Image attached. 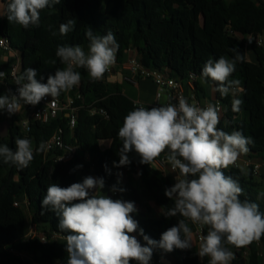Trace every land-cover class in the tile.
Here are the masks:
<instances>
[{"label": "trees", "instance_id": "trees-1", "mask_svg": "<svg viewBox=\"0 0 264 264\" xmlns=\"http://www.w3.org/2000/svg\"><path fill=\"white\" fill-rule=\"evenodd\" d=\"M6 3L7 0H0V14ZM40 17L39 26L25 29L0 16V36L8 38L11 49L20 53L21 73L32 67L38 71L37 79L43 76L44 82L48 74L65 67L55 55L58 46H88L85 36L88 27L99 35L108 31L115 35L119 44L118 60H122L125 49L134 48L146 67L163 69L184 82L191 80L196 90L200 88L206 61L220 56L231 58L234 55L231 49L236 48L246 61L237 64L230 79L240 80L242 91L236 92V98L243 103L239 112H233L232 94L222 97L215 91L216 100L223 104L218 127L228 133L236 130L251 137L253 143L248 146L249 152L264 157V49L248 48L236 35L264 34V0H61L60 4L43 10ZM69 19L76 20L75 28L61 35L59 25ZM53 60L55 64L51 63ZM2 64L5 63L0 53V66ZM77 71L82 76L79 86L59 96L61 99L67 95L75 97V106L79 108L72 136L66 113L47 124L32 123L27 133L14 127L10 119L0 116V121L9 122L7 137L0 138V145L7 144L15 150V139L20 137L29 138L34 146V159L25 169L4 164L0 159V264H27L23 252L33 255L38 263L52 264L59 260L66 264L67 233L59 230L58 217L53 212L43 210L41 214V202L47 187L53 183L68 187L82 182L84 177L78 173L77 166L84 162L97 178H104L109 188L117 183V173H122L118 187L125 191L113 193L112 198L135 203L137 211L132 216L150 238L159 240L161 234L181 218L164 214L153 216V206L163 212L173 206V201L164 194L166 188L173 186V180L155 169L154 162L141 164L140 158L132 152L128 154L130 165L114 167L113 162H119L122 147L118 130L124 116L136 107L134 100L124 94L119 84L104 79L92 82L85 69ZM206 83L216 88L211 80ZM5 88L0 84V94L5 93ZM92 109H103L105 114H92ZM58 127L66 129V141L78 146L74 159L63 165L35 151ZM224 172L239 181L243 189L240 199L258 204L264 213V195H261L264 184L251 172L242 173L240 168L230 166ZM17 199H25L27 206H16ZM29 221L40 230L60 234L63 240L41 243L37 238L27 239ZM189 224L194 231V225ZM262 247L264 237L247 247H232L236 252L231 264H264ZM197 250L198 247L193 246L189 250L175 249L169 254L178 264H208L209 258L201 259Z\"/></svg>", "mask_w": 264, "mask_h": 264}, {"label": "clouds", "instance_id": "clouds-1", "mask_svg": "<svg viewBox=\"0 0 264 264\" xmlns=\"http://www.w3.org/2000/svg\"><path fill=\"white\" fill-rule=\"evenodd\" d=\"M60 3L61 0H7L0 16L27 29L39 26L41 12ZM75 24V19L61 23L59 33L67 35ZM85 36L89 42L87 50L80 45L57 47L55 55L65 67L48 74L46 82L43 76L37 79L38 71L32 67L19 75L13 73L17 87L15 92L8 89L0 94V111L11 116L25 105L35 106L46 97L55 100L61 93L70 92L81 83L82 76L77 71L80 68L87 71L92 82L104 79L116 63L119 50L116 37L111 31L99 35L91 27L86 29ZM231 51L234 53L231 58H209L200 79L214 82L215 91L222 97L231 93L232 111L239 112L243 101L236 98V92L242 91L241 82L230 77L246 57L236 48ZM6 75L0 71V82ZM219 123L220 109L211 103L200 107L184 97L177 103L151 107L137 102L118 130L122 147L114 167L130 165L128 154L132 152L140 158L139 163L146 165L163 155L172 172L177 173L176 182L164 193L173 206L163 214L181 218L159 240L152 239L133 218L137 211L133 201L113 199L103 193L104 178L89 175L68 187L53 183L42 199L41 214L43 210L53 212L58 217L59 230L67 233L66 264H150L155 249L170 253L193 248L194 233L189 222L198 231L207 227V234L199 236L197 255L201 259L208 257V264H231L234 253L229 246L241 248L259 242L264 237V213L258 204L240 199L243 189L239 181L224 172L248 153L253 140L241 131L225 132L218 127ZM48 148L46 142H41L35 151L44 153ZM0 159L18 169L27 168L34 159L32 141L17 137L15 150L7 144L0 145ZM121 176L122 173H117L118 180L111 186V192L125 191L118 187ZM137 230L144 244L133 235Z\"/></svg>", "mask_w": 264, "mask_h": 264}, {"label": "built area", "instance_id": "built-area-1", "mask_svg": "<svg viewBox=\"0 0 264 264\" xmlns=\"http://www.w3.org/2000/svg\"><path fill=\"white\" fill-rule=\"evenodd\" d=\"M236 35L245 41V44L248 48L252 46H257L264 49V34H257V35L249 34L244 36L239 34ZM0 49L5 53V55L11 53L16 58V62L10 63L2 56V60L5 61L3 63H5L6 65L2 64L0 66V71H4L7 74L6 78L2 82H0V84L5 85L6 87L5 92H7L8 89H11L13 92H15L17 86L14 84V78L12 74L13 73L17 75L21 74V55L19 52L11 49L10 41L8 38L1 36H0ZM115 69H119L120 71L123 72H129L131 75L127 77V80L131 81L134 84H137L138 81L141 79L151 80L157 87L158 98L162 96L165 90H169V98L167 103H177L180 97H184L188 99L189 103H195L197 106L200 107H206L208 103L216 105L220 109V115L223 114V104L219 100L215 99L205 104H201L199 101L193 100L194 97L186 96L184 92V86L186 84L192 85L191 80L184 82L170 76L168 72L163 69L146 67L138 55L131 56L125 61H120L116 57V63L109 71V73H111L112 70ZM75 101H76L75 97L71 95H67L64 99L58 97L55 100H53L51 97H46L38 105L35 106L25 105L23 110L11 116H9L6 111H0V116L10 119V121L14 123V127H19L20 131L27 133L31 130L32 123L39 122L42 124H47L52 120L60 117L63 113H66V116L68 117V129L70 130V135L72 136L73 134L72 130L76 125L78 111H79L78 106H75ZM137 102L139 101H134L135 106H137ZM139 104L142 103L139 102ZM91 113L105 114V111L103 109H92ZM65 134H66V129L64 127H58L53 132V134L45 141L49 145L48 150L44 152L45 159L47 158L52 159L55 163L60 165L66 164L74 159L78 151V146L66 141ZM154 167L164 175H168L170 172H172L171 166L167 163L163 155L154 161ZM233 167L244 169L246 172H251L254 176H258L260 173V161L257 160L247 159L243 162V164H241L238 159V161L236 162L235 165H233ZM15 205L27 206V203L25 199H17L15 201ZM194 227L195 229L193 233L196 237V242L198 246L199 236L201 234L205 235L204 229L198 231L195 225ZM26 238L27 239L37 238L41 243L59 242L63 240L62 239L63 237L60 234L56 232L40 230L38 226L31 221H29L27 226ZM139 240L141 241L142 244H144V242L141 239ZM230 250L235 255L236 249L230 247ZM245 255H248V251L245 252ZM38 264H42V263H38ZM52 264H63V263L59 260H56ZM150 264H164V263L161 258L152 256V260Z\"/></svg>", "mask_w": 264, "mask_h": 264}, {"label": "crops", "instance_id": "crops-1", "mask_svg": "<svg viewBox=\"0 0 264 264\" xmlns=\"http://www.w3.org/2000/svg\"><path fill=\"white\" fill-rule=\"evenodd\" d=\"M84 49L87 50V47H84ZM137 55L138 53L134 48H127L124 51V55L121 61H125L129 57L137 56ZM4 59H7V58H4ZM250 59L254 61L253 55H250ZM2 62H5V61L2 60ZM130 75L131 74L129 72H123V71H120L119 69H115V70H112L111 73L107 74L104 80L110 83L119 84L124 94H126L128 97H130L134 101H139L146 107L158 106V105L167 103L168 98H169V90H165L162 96L158 98L157 97V87L151 80L141 79L138 81L137 84H134L131 81L127 80V77H129ZM199 86L200 88L196 90L193 83L192 85L186 84L184 86V92L186 96L194 97L193 100L199 101L201 104H205L207 102H210L216 99L215 89L213 85L208 84L206 82H200ZM221 116L222 115H220V117ZM247 159L260 161V173L258 176H256L257 177L256 179H258L259 182H262L264 184V157L258 154L257 155L251 154L249 151L247 154H242L239 157V161L241 164H243V162ZM176 174L177 173H174V172H170L168 174L173 180V185L176 182L175 181ZM162 215H163V211L160 217ZM133 235H136L137 238L143 241V238L139 235L138 231L136 233H133ZM193 246L198 247L195 235H194V245ZM23 253H26V252H23ZM23 253H22V256H23ZM27 254L29 255L28 259L24 258L27 264H38V262H36V260L34 259L33 255L29 253ZM153 256L161 258L164 264H178V262L175 260V258L171 254L166 253L164 251H154Z\"/></svg>", "mask_w": 264, "mask_h": 264}, {"label": "rangeland", "instance_id": "rangeland-1", "mask_svg": "<svg viewBox=\"0 0 264 264\" xmlns=\"http://www.w3.org/2000/svg\"><path fill=\"white\" fill-rule=\"evenodd\" d=\"M0 53L4 58H7L6 60L9 61L10 63H14L16 62V58L15 56H13V54H8L5 55V53L0 49ZM86 161V160H84ZM82 167L77 168L78 173L82 174L83 177L86 176H93V171L91 168L87 167L86 163L84 162L83 164H81ZM153 216L154 217H160L161 213H162V209L157 207V206H153ZM263 251V249L261 248V252ZM24 258L28 259V254L27 253H23Z\"/></svg>", "mask_w": 264, "mask_h": 264}, {"label": "water", "instance_id": "water-1", "mask_svg": "<svg viewBox=\"0 0 264 264\" xmlns=\"http://www.w3.org/2000/svg\"><path fill=\"white\" fill-rule=\"evenodd\" d=\"M1 127H2V129H3L4 131H6V133H7V130H8V127H9V122H8V121H3V122H1V123H0V128H1ZM92 177L97 178V176H96L95 173H93V176H92ZM102 191H103V193H104L105 195H108V196H110V197L113 196V192H111V191H110V188H109L108 186H106V185H105V187H104V189H103Z\"/></svg>", "mask_w": 264, "mask_h": 264}, {"label": "flooded vegetation", "instance_id": "flooded-vegetation-1", "mask_svg": "<svg viewBox=\"0 0 264 264\" xmlns=\"http://www.w3.org/2000/svg\"><path fill=\"white\" fill-rule=\"evenodd\" d=\"M2 121H0V123H1ZM7 134L8 133H6V131H4L3 129H2V127L0 128V138H4V137H7Z\"/></svg>", "mask_w": 264, "mask_h": 264}]
</instances>
